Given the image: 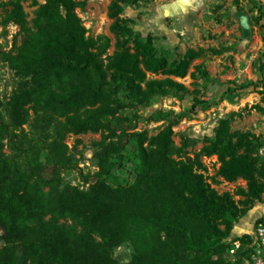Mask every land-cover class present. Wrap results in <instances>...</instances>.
Segmentation results:
<instances>
[{"label": "trees", "instance_id": "obj_1", "mask_svg": "<svg viewBox=\"0 0 264 264\" xmlns=\"http://www.w3.org/2000/svg\"><path fill=\"white\" fill-rule=\"evenodd\" d=\"M22 1L8 2L5 24L18 26L23 40L17 58L9 61L23 77L39 70V77L48 87L37 94L34 88L19 82L9 100L0 101V183L5 184L6 194L0 208L16 221V227L6 230L0 264H116L108 255L101 216L104 199L111 192L107 184L113 180L114 171L126 167L133 168L142 196L156 194L160 204L162 198H167L179 209L175 218L163 212L161 220L156 221L148 210L149 200L129 203L119 193L118 200L110 205L119 212L130 206L129 215L163 224L165 260L160 264H253L255 246L250 234L226 240L239 218L255 202L264 200L263 190L249 183L246 190H239L237 195L243 199L238 202L228 193L218 194L194 172L192 164L173 158L175 148L169 126L148 136L135 131L136 115L123 116L119 112V91L127 93V106L135 108L145 105L152 96L179 97L181 86L171 80L145 81L137 66L129 64L127 69L118 54L108 59L107 75L98 60L107 43L97 50L93 40L85 37L74 0H45L46 4L36 11L34 32L27 28ZM0 56L5 55L0 52ZM129 60L133 61L131 56ZM26 103L32 104L31 115L24 108ZM164 115L157 111L149 119L158 123ZM29 120L39 136L24 132L23 126ZM87 131L101 133L102 139L93 146L96 182L87 192H80L62 186V172L71 160L60 146L66 134ZM49 135L54 138L46 143ZM6 146L16 154L6 155ZM203 151L208 156L220 155L219 173L226 180L247 178L239 164L225 161L216 146ZM41 152L45 165L50 167L47 192L42 190L43 167L38 161ZM29 156L33 158L30 165L23 166L20 162ZM37 211L27 222L28 214ZM66 219L69 225L62 222ZM93 234L103 241L96 242ZM232 243L238 245L232 260L227 261L225 256ZM149 259L137 253L128 264H145Z\"/></svg>", "mask_w": 264, "mask_h": 264}, {"label": "rangeland", "instance_id": "obj_2", "mask_svg": "<svg viewBox=\"0 0 264 264\" xmlns=\"http://www.w3.org/2000/svg\"><path fill=\"white\" fill-rule=\"evenodd\" d=\"M10 1L0 0V52L6 56H0L2 103L9 100L16 83L34 88L37 94L48 87L39 77V70L23 77L12 69L9 60L17 58L23 40L18 26L5 24ZM74 1L78 3L75 13L85 29V37L93 40L97 50L107 43L105 53L98 59L107 75L108 59L118 54L127 69L129 64H135L145 81L171 80L181 86L179 97L152 96L145 105L135 108L127 106V93L119 91V112L123 116H137L135 131L154 136L169 126L175 148L173 158L192 164L194 172L211 189L218 194L228 193L238 202L243 199L237 195L239 190H246L251 183L263 190L264 198V0ZM45 4V0L21 2L31 32L35 31L36 11ZM132 77L135 79V75ZM31 106L26 103L24 107L30 115ZM157 111L166 115L163 121L153 123L149 118ZM30 123L31 120L23 126L24 132L39 136ZM53 138L49 135L45 142ZM101 139V133L90 131L65 135L60 148L71 164L62 172L63 187L87 192L95 184L93 146ZM211 146L221 150L225 161L239 164L247 178L240 176L233 181L223 178L219 173L220 155L208 156L203 151ZM4 152L8 156L16 154L8 146ZM43 156L41 152L38 161L43 167L42 190L47 192L50 167L45 165ZM32 159L29 156L20 163L28 166ZM107 186L111 192L104 199L101 218L106 226L104 242L108 243L109 257L116 264H128L137 253H142L151 257L145 264L163 263V224L129 215L130 206L119 212L110 205L118 200L119 193L129 203L149 200L148 210L156 221L161 220L163 212L175 218L178 207L167 198H162L160 204L156 194L142 196L132 167L114 171ZM4 191L5 184L0 183V203L6 197ZM36 213L28 214L27 222ZM62 222L70 224L68 219ZM11 226L16 227V221L6 209L0 208V249L6 245L4 237ZM260 233L264 234V200L255 202L239 218L226 242L250 234L255 246L253 264H264V235ZM93 237L96 242L103 241L95 234ZM231 245L225 256L227 261L232 260L238 243Z\"/></svg>", "mask_w": 264, "mask_h": 264}, {"label": "built area", "instance_id": "obj_3", "mask_svg": "<svg viewBox=\"0 0 264 264\" xmlns=\"http://www.w3.org/2000/svg\"><path fill=\"white\" fill-rule=\"evenodd\" d=\"M261 235H264L263 233H260Z\"/></svg>", "mask_w": 264, "mask_h": 264}]
</instances>
